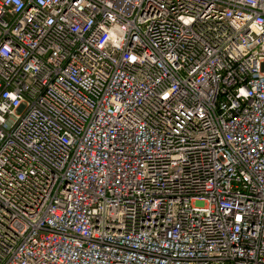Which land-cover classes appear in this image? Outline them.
Instances as JSON below:
<instances>
[{
	"label": "built area",
	"instance_id": "obj_1",
	"mask_svg": "<svg viewBox=\"0 0 264 264\" xmlns=\"http://www.w3.org/2000/svg\"><path fill=\"white\" fill-rule=\"evenodd\" d=\"M0 264H264V0H0Z\"/></svg>",
	"mask_w": 264,
	"mask_h": 264
},
{
	"label": "snow or ice",
	"instance_id": "obj_2",
	"mask_svg": "<svg viewBox=\"0 0 264 264\" xmlns=\"http://www.w3.org/2000/svg\"><path fill=\"white\" fill-rule=\"evenodd\" d=\"M238 219H239V217H238Z\"/></svg>",
	"mask_w": 264,
	"mask_h": 264
}]
</instances>
